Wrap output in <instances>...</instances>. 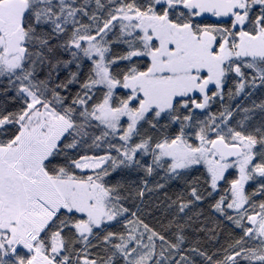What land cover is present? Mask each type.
Masks as SVG:
<instances>
[{"label":"snow or ice","instance_id":"obj_1","mask_svg":"<svg viewBox=\"0 0 264 264\" xmlns=\"http://www.w3.org/2000/svg\"><path fill=\"white\" fill-rule=\"evenodd\" d=\"M0 264H264V0H0Z\"/></svg>","mask_w":264,"mask_h":264}]
</instances>
